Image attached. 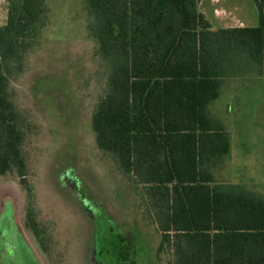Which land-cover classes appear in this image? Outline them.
I'll return each mask as SVG.
<instances>
[{
    "label": "trees",
    "instance_id": "16d2710c",
    "mask_svg": "<svg viewBox=\"0 0 264 264\" xmlns=\"http://www.w3.org/2000/svg\"><path fill=\"white\" fill-rule=\"evenodd\" d=\"M4 1L0 176L25 181L30 126L11 83L39 41L48 6ZM253 1L257 25L213 28L199 0H83L96 55L109 62L91 114L95 143L145 199L169 264H264V195L217 179L230 139L211 110L229 78L264 76V0Z\"/></svg>",
    "mask_w": 264,
    "mask_h": 264
},
{
    "label": "rangeland",
    "instance_id": "374dc122",
    "mask_svg": "<svg viewBox=\"0 0 264 264\" xmlns=\"http://www.w3.org/2000/svg\"><path fill=\"white\" fill-rule=\"evenodd\" d=\"M47 6L39 41L11 90L30 126L23 145L25 180L32 187V204L40 209L38 220L53 240L51 262L169 264L167 252L157 251L160 234L145 199L114 156L95 143L91 114L107 88L109 62L96 55L83 0H47ZM198 9L213 28L258 24L253 0H199ZM5 13L0 0V24ZM211 110L230 136L217 179L264 195V76L244 72L229 78ZM17 177L2 175L0 184ZM17 185L13 188L24 207L27 194ZM6 205L18 228L15 207L8 199ZM127 234L130 240L123 239ZM6 258L0 255V264Z\"/></svg>",
    "mask_w": 264,
    "mask_h": 264
},
{
    "label": "flooded vegetation",
    "instance_id": "af4514ba",
    "mask_svg": "<svg viewBox=\"0 0 264 264\" xmlns=\"http://www.w3.org/2000/svg\"><path fill=\"white\" fill-rule=\"evenodd\" d=\"M15 183L26 191L24 207L17 197L18 189L15 191L13 188L14 185L18 187ZM31 189L30 184L20 177L9 185L0 184V255L7 257L5 264H53L50 257L53 240L48 227L38 220L40 209L32 204ZM6 199L15 207L18 228L12 220V210L7 207ZM129 236L124 235L123 239L130 240Z\"/></svg>",
    "mask_w": 264,
    "mask_h": 264
},
{
    "label": "crops",
    "instance_id": "0c3cea01",
    "mask_svg": "<svg viewBox=\"0 0 264 264\" xmlns=\"http://www.w3.org/2000/svg\"><path fill=\"white\" fill-rule=\"evenodd\" d=\"M229 139H230V136H229Z\"/></svg>",
    "mask_w": 264,
    "mask_h": 264
}]
</instances>
